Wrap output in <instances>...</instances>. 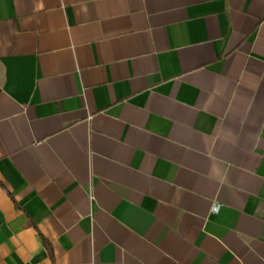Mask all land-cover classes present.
I'll use <instances>...</instances> for the list:
<instances>
[{
	"label": "crops",
	"instance_id": "0c3cea01",
	"mask_svg": "<svg viewBox=\"0 0 264 264\" xmlns=\"http://www.w3.org/2000/svg\"><path fill=\"white\" fill-rule=\"evenodd\" d=\"M0 264H264V0H0Z\"/></svg>",
	"mask_w": 264,
	"mask_h": 264
},
{
	"label": "built area",
	"instance_id": "2783aa9c",
	"mask_svg": "<svg viewBox=\"0 0 264 264\" xmlns=\"http://www.w3.org/2000/svg\"><path fill=\"white\" fill-rule=\"evenodd\" d=\"M219 205H213L212 206V210L214 211V212H218L219 210Z\"/></svg>",
	"mask_w": 264,
	"mask_h": 264
},
{
	"label": "trees",
	"instance_id": "16d2710c",
	"mask_svg": "<svg viewBox=\"0 0 264 264\" xmlns=\"http://www.w3.org/2000/svg\"><path fill=\"white\" fill-rule=\"evenodd\" d=\"M45 245H46L47 249H49V246H48V244H45Z\"/></svg>",
	"mask_w": 264,
	"mask_h": 264
}]
</instances>
